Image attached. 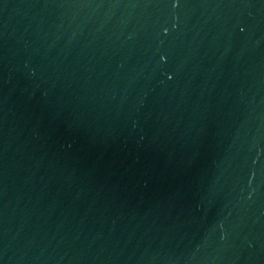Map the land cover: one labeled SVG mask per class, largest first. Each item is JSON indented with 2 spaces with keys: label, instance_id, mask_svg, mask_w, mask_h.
<instances>
[{
  "label": "water",
  "instance_id": "water-1",
  "mask_svg": "<svg viewBox=\"0 0 264 264\" xmlns=\"http://www.w3.org/2000/svg\"><path fill=\"white\" fill-rule=\"evenodd\" d=\"M0 264H264V0H0Z\"/></svg>",
  "mask_w": 264,
  "mask_h": 264
}]
</instances>
